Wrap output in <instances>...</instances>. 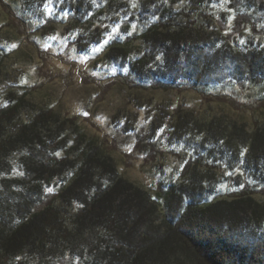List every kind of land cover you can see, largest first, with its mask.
Instances as JSON below:
<instances>
[{
	"label": "trees",
	"instance_id": "1",
	"mask_svg": "<svg viewBox=\"0 0 264 264\" xmlns=\"http://www.w3.org/2000/svg\"><path fill=\"white\" fill-rule=\"evenodd\" d=\"M38 37L115 70L178 165L125 176L28 81ZM0 264H264V0H0Z\"/></svg>",
	"mask_w": 264,
	"mask_h": 264
},
{
	"label": "rangeland",
	"instance_id": "2",
	"mask_svg": "<svg viewBox=\"0 0 264 264\" xmlns=\"http://www.w3.org/2000/svg\"><path fill=\"white\" fill-rule=\"evenodd\" d=\"M38 41L41 49L27 66L28 81L49 96L58 109L78 115L90 133L100 136L114 152L125 176L151 186L158 164L164 163L169 171L178 165L175 152L165 150L150 157L137 147L136 137L127 134L134 125L145 128L146 113L128 101L121 79L112 77L115 70L99 69L94 56L73 49L60 55L57 40L38 37ZM156 95L155 102L166 97L164 93ZM185 99L190 105L199 98L188 91Z\"/></svg>",
	"mask_w": 264,
	"mask_h": 264
}]
</instances>
